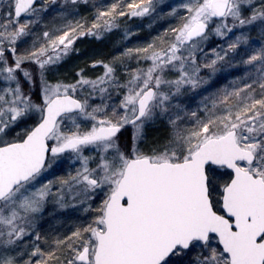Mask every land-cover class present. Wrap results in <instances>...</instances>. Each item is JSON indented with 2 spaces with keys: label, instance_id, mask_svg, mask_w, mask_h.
<instances>
[{
  "label": "snow or ice",
  "instance_id": "6c2138e0",
  "mask_svg": "<svg viewBox=\"0 0 264 264\" xmlns=\"http://www.w3.org/2000/svg\"><path fill=\"white\" fill-rule=\"evenodd\" d=\"M0 264H264V0H0Z\"/></svg>",
  "mask_w": 264,
  "mask_h": 264
}]
</instances>
